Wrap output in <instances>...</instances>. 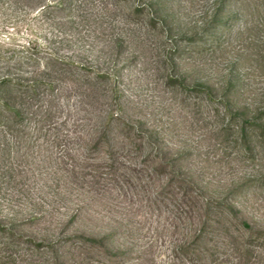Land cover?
Instances as JSON below:
<instances>
[{
	"label": "rangeland",
	"instance_id": "obj_1",
	"mask_svg": "<svg viewBox=\"0 0 264 264\" xmlns=\"http://www.w3.org/2000/svg\"><path fill=\"white\" fill-rule=\"evenodd\" d=\"M262 111L264 0H0V264H264Z\"/></svg>",
	"mask_w": 264,
	"mask_h": 264
},
{
	"label": "trees",
	"instance_id": "obj_2",
	"mask_svg": "<svg viewBox=\"0 0 264 264\" xmlns=\"http://www.w3.org/2000/svg\"><path fill=\"white\" fill-rule=\"evenodd\" d=\"M100 76H103V75H100ZM12 80L10 79H4V81L2 82L3 84L1 85H6V84H9ZM172 83L174 84H180L183 86V83L179 80H172ZM204 86H200L198 88L200 89H197V90H202L203 92H205L207 94V96L211 99L212 98V92H210V89L209 88H203ZM8 108H10L11 106L8 105ZM10 110H12L13 112H15L17 115H20V113L18 111H16L15 109H13L12 107L10 108ZM239 114H235V116ZM258 116L260 117H264V111H262ZM245 125L246 126H250V127H253L255 129H260L261 130V133H262V136L264 137V125L260 122H258V119L253 118V119H246L245 120ZM164 166L161 165L160 169H163ZM187 184V183H186ZM188 185L191 187L192 185L190 183H188ZM176 196L178 197L177 199H180L181 202L183 203H190L192 201V198L193 197H190V195L188 194V192H184V193H176ZM193 201L191 202V205H193ZM205 208L203 209V207L201 206L200 209L201 211H199L197 214L198 216L196 217L197 218V224H201L202 225V228L203 230H205L207 227H211L213 228L214 227V223L215 224H219L221 225V220H219V218L217 216H224L225 212L222 211V207L220 203H216V202H210V201H206L205 202ZM214 205H217V206H214ZM227 206V205H226ZM214 207V208H213ZM229 211L235 216L234 218H236V220L239 222L238 225H241L242 228L245 230V231H250L251 232V237L248 238L247 242H250L254 235V228L252 227V225L250 223H248L247 221L245 220H239L237 219L238 218V214H240L239 211H236L233 207L231 206H227ZM222 211V212H221ZM190 214L192 215V213L190 212ZM217 217V219H215ZM0 234H8L10 236H16V234L9 230L6 226L0 224ZM257 236L258 235H261V236H264V231H257L256 232ZM19 239H21L22 237L21 236H17ZM79 240H80V243L82 246H86V247H89V248H102V249H105L106 247V243L107 241L110 239V237H104V238H94V237H89V236H84V235H81V236H78L77 237ZM200 237L198 238V241H199ZM29 243L33 244L34 248L37 249V250H41L42 247H44L43 243H36L35 241H33L32 239H27ZM186 245H189L186 243ZM185 244L184 245H180V248H179V263L181 262V264H185V261L187 260V255L188 253L190 252V246H186ZM106 250V249H105ZM107 251V250H106ZM196 252H198L196 250ZM117 255H124L123 253H118Z\"/></svg>",
	"mask_w": 264,
	"mask_h": 264
}]
</instances>
